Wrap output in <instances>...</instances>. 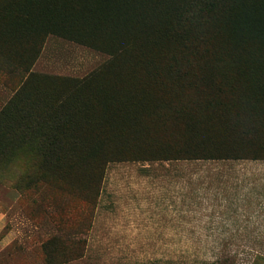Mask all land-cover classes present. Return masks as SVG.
Segmentation results:
<instances>
[{
  "label": "rangeland",
  "instance_id": "1",
  "mask_svg": "<svg viewBox=\"0 0 264 264\" xmlns=\"http://www.w3.org/2000/svg\"><path fill=\"white\" fill-rule=\"evenodd\" d=\"M248 1L120 0L89 40L55 34L82 21L64 0H0V264H264V165L141 159L137 117L202 95L219 54L196 33ZM237 35L227 63L264 73V38Z\"/></svg>",
  "mask_w": 264,
  "mask_h": 264
},
{
  "label": "trees",
  "instance_id": "2",
  "mask_svg": "<svg viewBox=\"0 0 264 264\" xmlns=\"http://www.w3.org/2000/svg\"><path fill=\"white\" fill-rule=\"evenodd\" d=\"M56 1L54 0L55 3ZM48 2L53 3V0ZM64 2L68 3L65 11L73 16L72 18L78 11L77 15L82 21H77V17L70 23L67 21L72 26H64L66 23L63 21L58 22L57 25L61 28L58 27L56 30H59L55 34L88 36L89 40L96 39L95 35L99 33V29L111 24L120 4V0H64ZM241 9L244 11L235 12L232 16L234 20L232 25L231 22L225 23L219 18H210L208 20L210 25H207L201 34L196 33L199 35L197 40L213 45L219 54L206 64L210 70L207 77H202L201 81L191 80L186 86V89L202 92V95L168 98L167 103L163 107L160 106L158 112L149 111L137 116L145 123L150 121L149 125L142 128L145 138L148 141L157 138L158 141L155 150L146 149L141 152V159L224 165L233 162L245 166L264 163V73L245 65H240L245 68L240 70V66L228 64L225 59L227 50L223 48L227 44L228 47L233 43L240 45L241 39L237 31L241 29L249 28L264 38V20L260 17L264 9V0H249ZM245 11L251 12L243 15ZM43 14L46 19L53 18L48 12ZM23 15L28 17V14ZM200 21L203 24L206 19ZM37 55L38 53L31 62L25 61L23 65L24 71L29 70L26 79L33 72L32 65L37 60L39 56ZM199 57L193 62L200 64ZM0 65L7 68L2 60ZM192 70L186 67V76ZM207 82L209 85L206 86ZM183 87L184 85H177V89ZM207 89L217 90L220 94L205 101L204 92ZM235 171L241 174V171L246 170ZM257 257L260 258L259 255Z\"/></svg>",
  "mask_w": 264,
  "mask_h": 264
},
{
  "label": "crops",
  "instance_id": "3",
  "mask_svg": "<svg viewBox=\"0 0 264 264\" xmlns=\"http://www.w3.org/2000/svg\"><path fill=\"white\" fill-rule=\"evenodd\" d=\"M253 165H255V166L257 165L258 170H259L260 166H261V165H264V163L248 164V167L246 168V171L250 170V169L252 168ZM252 169H254V168H252ZM245 173H246V172H245ZM253 175H255V174H253ZM254 190H255V189H254Z\"/></svg>",
  "mask_w": 264,
  "mask_h": 264
},
{
  "label": "bare ground",
  "instance_id": "4",
  "mask_svg": "<svg viewBox=\"0 0 264 264\" xmlns=\"http://www.w3.org/2000/svg\"><path fill=\"white\" fill-rule=\"evenodd\" d=\"M241 63L243 64L244 61L241 62V60H240V65H241ZM229 64H230V62H229ZM235 64H236V63H235ZM235 64H234V65H235ZM245 64H246V62H245ZM248 64H249V63H247L246 66H248ZM225 65H226V64H225ZM231 65H233V64H231ZM234 65H233V66H234ZM249 65H250V64H249ZM260 66H262V65H260ZM224 67H225V66H224ZM226 67H227V66H226ZM228 67H229V66H228ZM248 67H249V66H248ZM255 67H256V65H255ZM258 67H259V65H258ZM230 68H231V67H230ZM234 68H235V67H234ZM241 68H243V67L240 66V70H242ZM253 68H254V67H253ZM262 68H263V67H262ZM223 69H224V68H223ZM228 69H229V68H228ZM244 69H245V68H243V70H244ZM246 69H247V68H246ZM248 69H249V68H248ZM259 69H260V68H259ZM224 70H225V69H224ZM225 72H226V71H225ZM230 72H231V70H230ZM234 72H235V71H234ZM227 73H228V72H227ZM231 73H232V72H231ZM235 73H236V72H235ZM234 76H235V75H234Z\"/></svg>",
  "mask_w": 264,
  "mask_h": 264
}]
</instances>
